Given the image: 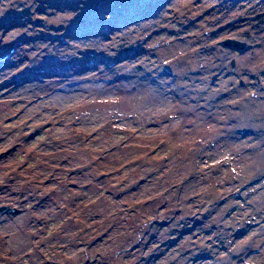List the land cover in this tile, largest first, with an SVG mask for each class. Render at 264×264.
Listing matches in <instances>:
<instances>
[{"label":"rangeland","instance_id":"obj_1","mask_svg":"<svg viewBox=\"0 0 264 264\" xmlns=\"http://www.w3.org/2000/svg\"><path fill=\"white\" fill-rule=\"evenodd\" d=\"M97 3L0 0V56L17 49L0 62V206L19 211L0 213V264H264V144L245 132L264 125V101L206 50L218 14L199 0L183 21L182 5L188 29L126 57L117 43L143 37L103 33ZM257 49L229 56L238 76L262 65ZM49 50L70 63L55 66ZM153 82L171 83L158 103ZM53 83L59 104L43 88Z\"/></svg>","mask_w":264,"mask_h":264},{"label":"flooded vegetation","instance_id":"obj_2","mask_svg":"<svg viewBox=\"0 0 264 264\" xmlns=\"http://www.w3.org/2000/svg\"><path fill=\"white\" fill-rule=\"evenodd\" d=\"M198 1L191 0L185 3L181 0H98L97 19L103 23L101 25V28H104L103 32L110 33L111 36L117 37L116 34L121 33L131 37L137 31V35L143 37L136 39L135 44L126 40L117 43L116 46L122 48L123 54L125 52L126 57H131L135 53L143 51L144 46L138 42L144 43L152 36L154 38L156 36L176 38V35L188 29L187 26L178 23L175 19H178V14L182 11L183 5L184 12L180 13V20H192V16L199 10L197 8ZM215 1L219 3H214ZM209 2L206 13L210 19L212 20L211 16L215 13L218 14L217 18L214 19L216 21H211L212 26L217 24V30L210 34V38L217 37L219 41L206 50L208 53L215 51L226 54L229 60V69L225 66L223 71H220V75L225 71L226 78L228 80L234 78L239 89L255 86L256 93L255 91L251 92V95L257 100L264 101V48L260 47L264 44V0H209ZM28 13V10L23 14L21 12L16 13V17L13 20L10 19L9 23L17 21L14 27L18 29V26L23 25V23H18L19 17L26 16ZM30 18L35 21L33 14ZM28 23L33 25L31 20ZM143 24L145 25L144 28H142ZM166 44L168 43L166 42ZM166 44L165 46H168L169 50L175 48V46ZM156 47L158 45L154 46V48ZM256 49L258 56L263 53L261 56L262 65H257L254 73L238 76L240 67L237 68L236 60L229 56L253 55ZM166 50L162 51L166 52ZM217 77L218 73L213 75L212 80L217 79ZM223 95L225 96L223 99L227 97L226 93ZM250 134L255 136L252 132ZM18 213L19 211H17Z\"/></svg>","mask_w":264,"mask_h":264},{"label":"bare ground","instance_id":"obj_3","mask_svg":"<svg viewBox=\"0 0 264 264\" xmlns=\"http://www.w3.org/2000/svg\"><path fill=\"white\" fill-rule=\"evenodd\" d=\"M53 4H54V2H51V3H49L48 5H49V7H48V9H49V11L47 12V13H51L50 11V9H54L53 8ZM44 9V8H43ZM45 10V9H44ZM80 11L82 12V9H80ZM43 13V15H45V12H42ZM45 16H47V15H45ZM63 17V20H64V16H62ZM62 20V21H63ZM188 25L189 26H192L193 25V23L191 22V21H188ZM72 28H73V25H64L63 26V30L64 31H66V33L67 32H70L71 30H72ZM188 28V27H187ZM203 28H205V25H202V23L200 24V27H199V31L200 32H204L205 31V29H203ZM54 36V35H53ZM200 36H201V34H200ZM51 38H53V37H51ZM57 38H58V40L60 41V39L62 40V38L60 37V36H57ZM195 40H197V41H201L200 40V38L199 37H197V39L196 38H191V39H189V40H187V44H193V42L195 41ZM92 41V40H91ZM83 45H85L84 43H78L76 46H71V45H69V46H71V48H76V50H77V48H80L81 50H83ZM80 50V51H81ZM67 51V50H66ZM78 51V50H77ZM64 52H63V50H61V51H57V50H55V51H53V50H49V51H46L45 52V54H47L46 55V58L47 59H49V60H52V59H54V65L55 66H61V67H64L67 63H70V61H68V59H65V60H61L60 61V63H56L55 62V59H61L62 58V56H64V54H63ZM74 53V52H73ZM15 54H17V49L15 50V51H13L12 52V54L9 56V59L8 60H11L14 56H15ZM187 55L189 56V53H187ZM184 55H179L178 57H177V64H180L178 67H181V62L182 61H185L186 60V57H183ZM47 59H43L42 60V63H48V61H47ZM173 59V60H172ZM182 59V60H181ZM77 60H80V59H78V58H76V60H72V61H77ZM175 59L174 58H171V62L173 63V64H175ZM41 63V64H42ZM52 64V63H51ZM50 66H53V65H50ZM61 67H58V68H61ZM158 84H160V86H162V87H167L168 85H171V83H167V82H165V83H162V82H160V83H156V82H153L151 85H154V87H151L150 86V88H151V91H149V93L147 94V98H148V100H149V102H157L158 103V101H160L161 100V98H160V95H161V89H162V87H160V86H158ZM34 88L33 89H31V92L29 91V93H30V95H32V94H36L37 92L36 91H38V93H40V91H42V90H52V95L50 94V97L53 99L52 100V102L51 103H53V104H59V102L60 101H64L63 100V96H62V92H61V90H60V88L61 87H59V88H57V86L55 85V83H53V84H47V85H45V87H43L44 89H41V87H39V86H37V85H35V86H33ZM169 87V86H168ZM99 91L98 89H97V87L96 86H94L93 87V89H92V92L93 91ZM36 92V93H35ZM61 92V93H60ZM22 93L24 94V95H26L27 94V92L26 91H22ZM218 104H216L215 106H217ZM258 114V113H257ZM12 116V115H11ZM257 119H263L264 120V114L263 113H261V112H259V115H257ZM239 128H241V127H239ZM239 131V133H241V129H238ZM247 134H249L250 132H252L253 134H255V137H257L256 139H257V141L258 142H260V143H262V144H264V125H262L261 126V128L260 129H248V131H245ZM218 137V139H221V137L220 136H217ZM223 140H227L226 139V137H224V139H222V141ZM262 141V142H261ZM260 255H262V252L260 253ZM260 255L259 254H257V256H259L260 257Z\"/></svg>","mask_w":264,"mask_h":264},{"label":"water","instance_id":"obj_4","mask_svg":"<svg viewBox=\"0 0 264 264\" xmlns=\"http://www.w3.org/2000/svg\"><path fill=\"white\" fill-rule=\"evenodd\" d=\"M17 209L15 207H7V206H0V213L7 214V213H16Z\"/></svg>","mask_w":264,"mask_h":264}]
</instances>
